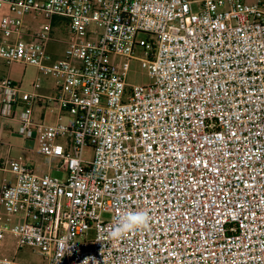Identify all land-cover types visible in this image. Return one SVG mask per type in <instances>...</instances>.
I'll use <instances>...</instances> for the list:
<instances>
[{"label": "built area", "instance_id": "built-area-1", "mask_svg": "<svg viewBox=\"0 0 264 264\" xmlns=\"http://www.w3.org/2000/svg\"><path fill=\"white\" fill-rule=\"evenodd\" d=\"M0 59L54 79L52 97L1 80L0 117L66 172L4 169L0 264H24L8 236L44 264H264V0H0ZM133 211L150 228L112 237Z\"/></svg>", "mask_w": 264, "mask_h": 264}, {"label": "rangeland", "instance_id": "rangeland-1", "mask_svg": "<svg viewBox=\"0 0 264 264\" xmlns=\"http://www.w3.org/2000/svg\"><path fill=\"white\" fill-rule=\"evenodd\" d=\"M193 1V9L198 11L204 0H191ZM247 3L252 4L254 0H245ZM2 14V13H1ZM43 24L44 19L40 18L37 23ZM139 38L146 39L147 35L141 34ZM54 52V56L62 57L64 53V46H57L50 49ZM137 57H142L143 53L140 48L136 49ZM1 80L9 79L15 82L25 92H33L35 83H40L41 88L47 89L48 86L54 84V80L50 77L41 76L38 70L30 65L14 64L7 65L0 61ZM0 80V81H1ZM128 83L131 85H144L150 83V79L147 72L143 70L137 61H133L128 77ZM41 109H35L36 117L40 114ZM56 121V115L51 114L48 119H45V123H53ZM64 121V120H63ZM66 122V121H64ZM19 124L10 120L0 119V159L1 168H9L10 162H17L19 164H29L33 167L34 171L38 175H45L51 173L53 177L60 179H66V172L60 170V163L58 160L50 161L48 158L41 155L38 150L40 148L39 135L33 141L26 140L19 133ZM36 137V136H35ZM93 158L92 148H87L84 152V159L91 161ZM6 179L8 181L13 179L12 174L0 171V185L2 181ZM102 219L109 221L111 214L103 213ZM93 232L90 234L92 236ZM16 250V238L8 236L4 248L2 250V256L13 259L24 264H44V260L40 253L32 248L25 247L15 254Z\"/></svg>", "mask_w": 264, "mask_h": 264}, {"label": "clouds", "instance_id": "clouds-1", "mask_svg": "<svg viewBox=\"0 0 264 264\" xmlns=\"http://www.w3.org/2000/svg\"><path fill=\"white\" fill-rule=\"evenodd\" d=\"M151 217L142 211H133L122 214L111 231L110 235L119 238L126 233H132L150 228Z\"/></svg>", "mask_w": 264, "mask_h": 264}, {"label": "crops", "instance_id": "crops-1", "mask_svg": "<svg viewBox=\"0 0 264 264\" xmlns=\"http://www.w3.org/2000/svg\"><path fill=\"white\" fill-rule=\"evenodd\" d=\"M31 23L28 21V26H31L30 25ZM33 26H35V25H33ZM0 61L2 62V63H4L1 59H0ZM16 64H18V63H16ZM14 65V64H13ZM0 73H1V70H0ZM39 73V72H38ZM41 75V74H40ZM42 76V75H41ZM0 80H1V75H0ZM54 80V79H53ZM56 90H57V88H56V83H55V81H54V84L52 85V86H48V88L47 89H43V88H41V86H40V88L38 89V90H33V92H35V93H37L38 95H40V96H42V97H52V96H54L55 94H56ZM37 108H40L41 109V112H40V114H38V116L36 117V115H35V112H34V119H35V121H37V122H43V121H45V119H48V117L49 116H51V114H54V116L56 115V121L58 120V118H57V116H58V112L56 111V109L54 108V106H52V105H49V106H42V107H37ZM0 119H2L1 117H0ZM62 120H64V121H66V122H68V121H70V118H64V119H62ZM10 121H12V120H10ZM12 122H16V123H18L17 121H12ZM38 134V133H37ZM39 135V134H38ZM35 138H37V135H36V137ZM0 163H1V159H0ZM0 166H1V164H0ZM0 171H4L5 173L7 172V173H10V172H8L7 170H4V169H2L1 167H0ZM11 174V173H10ZM6 179H4L3 181H2V184H3V182L5 181ZM1 184V185H2ZM0 185V186H1ZM3 258H6L4 255L2 256ZM6 259H10V258H6Z\"/></svg>", "mask_w": 264, "mask_h": 264}]
</instances>
